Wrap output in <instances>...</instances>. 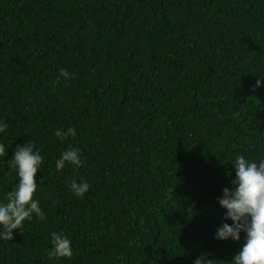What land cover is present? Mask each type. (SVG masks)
I'll return each instance as SVG.
<instances>
[{
  "label": "trees",
  "instance_id": "16d2710c",
  "mask_svg": "<svg viewBox=\"0 0 264 264\" xmlns=\"http://www.w3.org/2000/svg\"><path fill=\"white\" fill-rule=\"evenodd\" d=\"M262 76L264 0H0V199L31 141L45 217L0 241V264H50L51 232L74 250L58 264H230L245 234L214 239L218 198L236 154L264 156ZM72 146L83 166L57 172Z\"/></svg>",
  "mask_w": 264,
  "mask_h": 264
},
{
  "label": "clouds",
  "instance_id": "9594fccd",
  "mask_svg": "<svg viewBox=\"0 0 264 264\" xmlns=\"http://www.w3.org/2000/svg\"><path fill=\"white\" fill-rule=\"evenodd\" d=\"M61 78L66 81L74 78V74L61 68L56 82L59 83ZM262 81L264 76L255 81L253 88L264 87ZM8 128L9 124L0 120V136L7 135ZM54 135L64 141L68 137L74 138L76 129H57ZM4 155L5 145L0 143V157ZM81 157L78 147H69L55 161V170L61 172L66 165H73L78 169L84 164ZM43 162L44 156L33 142L17 146L11 157V169L16 173L18 183L6 193L4 199H0V241L13 240V230L19 229L22 232L26 221L45 218L40 200L36 198V174ZM230 162L235 169V178L231 180L232 187H224L222 196L218 198L219 205L226 211L223 222L215 230L214 239L239 242L243 232V246L230 264H264V156L257 160L244 154H236ZM226 175L231 176L232 173L226 172ZM70 189L75 197L83 198L89 191L90 184L85 180H72ZM50 237L51 250L47 253L50 264H58L61 258L71 260L74 256L71 239L63 232H51ZM214 261L209 253L201 252L192 264H214Z\"/></svg>",
  "mask_w": 264,
  "mask_h": 264
}]
</instances>
